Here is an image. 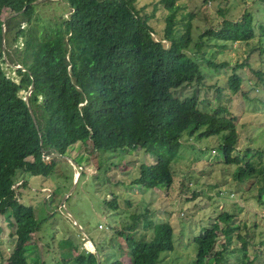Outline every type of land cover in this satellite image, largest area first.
Returning a JSON list of instances; mask_svg holds the SVG:
<instances>
[{"label": "trees", "instance_id": "trees-1", "mask_svg": "<svg viewBox=\"0 0 264 264\" xmlns=\"http://www.w3.org/2000/svg\"><path fill=\"white\" fill-rule=\"evenodd\" d=\"M35 1L0 0L1 216L25 227V222L34 218L35 210L22 202L16 189L19 173L50 178L55 173L57 159L48 163L46 158L52 153L67 156L78 143H87L93 152L100 154L143 150L157 162L143 165L141 181L169 189L174 184L172 165L183 139L203 140L223 133L217 149L226 164L238 167L233 175L235 180L252 181L251 189L257 190L253 199L264 207V151L254 154L241 166L240 156L233 157L238 144L236 118L202 111L200 105L204 101L196 94L183 100L176 96L185 86L203 83L195 52L201 53L210 42L219 48L249 42L256 37L252 26L225 22L220 31L209 30L194 42L191 24L194 16L187 14L182 22L178 18L181 9L178 3L184 0H158L167 13L163 36L151 25L155 12L150 16L144 14L145 9L137 8L138 0H60L70 7V15L50 21L39 32L38 10L52 1L32 5ZM23 10L18 17L5 21ZM260 31L263 44L252 49L251 54L264 56V25ZM251 58L249 55L233 69L228 80L233 94L240 93L243 78L239 70L249 66ZM207 64L217 69L228 67V63L218 65L208 61ZM256 75L260 79L258 85L263 87L264 72L258 71ZM31 87L29 102L36 125L25 101ZM225 111L228 112L227 108ZM105 204L112 211L120 209L116 199ZM131 218L132 224L117 231L127 245L129 263L121 259L99 262L72 243L62 261L64 264H159L162 255L175 250L174 230L169 222L155 224L144 215ZM231 222L233 216L222 213L194 238L196 259L192 264L227 261L226 249L216 252V247L221 235L239 229ZM221 223L228 224L221 229ZM141 229L152 232L151 238L141 236ZM2 232L0 227V236ZM238 238L243 242L242 248L230 255H237L238 263L253 264L247 262L248 240L240 235ZM29 252L20 246L12 263L45 264L40 259L30 260Z\"/></svg>", "mask_w": 264, "mask_h": 264}, {"label": "rangeland", "instance_id": "rangeland-1", "mask_svg": "<svg viewBox=\"0 0 264 264\" xmlns=\"http://www.w3.org/2000/svg\"><path fill=\"white\" fill-rule=\"evenodd\" d=\"M178 4L180 22L187 14L194 16L191 21L194 42L209 30L220 31L225 22H240L255 30L256 37L249 42L227 44L226 48L210 42L201 53L195 52L203 83L185 86L176 92L182 100L198 95L204 101L200 105L204 112L236 118L238 144L233 157L239 155L243 166L251 156L264 151V86L258 85L260 79L256 75L258 71L264 72V56L251 54L252 49L263 44L260 26L264 25V3L260 0H184ZM137 8L145 9L143 13L149 16L155 12L151 25L163 36L167 13L158 0H138ZM38 15L41 20L36 24L39 32H43L50 21L67 18L70 7L53 0L49 6L39 9ZM249 55L252 57L249 66L239 70L243 78L241 91L233 94L228 87L229 77ZM208 61L218 65L228 63V67L217 69L208 65ZM7 72L14 77L12 71ZM224 135L203 140L185 137L172 165L174 184L169 189L141 181L143 165L156 164L154 156L141 149L100 154L93 152L87 143L76 144L64 159L56 158L55 173L48 179L19 173L16 189L22 202L33 206L35 216L22 227L0 215L3 229L0 264H14L12 258L20 246L30 250V260L64 264L66 255L63 257V254L70 252L71 243L99 262L121 259L129 263L127 245L117 231L132 224L134 215H144L155 224L172 225L175 250L162 255L159 264H192L196 259L194 238L222 213L232 215L230 224L239 227L219 237L216 252L227 251V261L222 264H242L238 263L237 255H230L242 248L239 235L248 240L247 262L264 264V207L253 199L257 190L251 189L252 181L235 180L233 175L238 167L226 164L217 149ZM46 160L51 162L48 157ZM23 182H27L24 187ZM114 199L120 205L119 211H112L105 204ZM227 224L221 223V229ZM139 234L146 235V239L152 236V232L142 229Z\"/></svg>", "mask_w": 264, "mask_h": 264}, {"label": "water", "instance_id": "water-1", "mask_svg": "<svg viewBox=\"0 0 264 264\" xmlns=\"http://www.w3.org/2000/svg\"><path fill=\"white\" fill-rule=\"evenodd\" d=\"M48 1H53V0H37V1L33 2L32 5H39V4H42V3H44V2H48ZM23 12H24V10L21 11V12H18V13H13V14H11L10 16H8V18H7L5 21H8V20H10V19H12V18H15V17H18V16L21 15ZM4 32H5V29H4V31H3V36H4ZM3 46H4V51H5L6 48H5L4 43H3ZM17 68H22V67L19 66V67H17ZM22 69L25 70V68H22ZM31 93H32V87H31V88L29 89V91L27 92L26 97H25V101H26V103H27V105H28V108H29V110H30L31 117L33 118V121H34V123H35V125H36V124H37V123H36V119H35V116H34V113H33L32 109H31V107H30V102H29V98H30ZM48 158H50L51 160L54 159V158H61V159H64L65 156H62V155L57 154V153H52ZM79 178H80V177H79ZM79 178H78V179H79Z\"/></svg>", "mask_w": 264, "mask_h": 264}, {"label": "crops", "instance_id": "crops-1", "mask_svg": "<svg viewBox=\"0 0 264 264\" xmlns=\"http://www.w3.org/2000/svg\"><path fill=\"white\" fill-rule=\"evenodd\" d=\"M79 173H77L76 175H78ZM24 183V182H23ZM54 193L51 192V196L53 195ZM64 203V202H63Z\"/></svg>", "mask_w": 264, "mask_h": 264}, {"label": "bare ground", "instance_id": "bare-ground-1", "mask_svg": "<svg viewBox=\"0 0 264 264\" xmlns=\"http://www.w3.org/2000/svg\"><path fill=\"white\" fill-rule=\"evenodd\" d=\"M79 177V176H78Z\"/></svg>", "mask_w": 264, "mask_h": 264}]
</instances>
